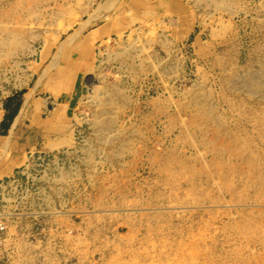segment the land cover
Masks as SVG:
<instances>
[{
  "label": "rangeland",
  "instance_id": "rangeland-1",
  "mask_svg": "<svg viewBox=\"0 0 264 264\" xmlns=\"http://www.w3.org/2000/svg\"><path fill=\"white\" fill-rule=\"evenodd\" d=\"M0 264H264V0H0Z\"/></svg>",
  "mask_w": 264,
  "mask_h": 264
},
{
  "label": "crops",
  "instance_id": "crops-1",
  "mask_svg": "<svg viewBox=\"0 0 264 264\" xmlns=\"http://www.w3.org/2000/svg\"><path fill=\"white\" fill-rule=\"evenodd\" d=\"M61 105L62 109L58 107L57 110L59 109V111L64 112L66 108L69 107V104L68 106H66L65 104ZM63 105H65L66 107ZM28 115L29 113L25 112L23 115V119L21 117L18 118L17 116V118L13 121V124L11 125V129L19 126L23 127V131H25V134L23 137H21V140L23 145L26 146V150L34 147V145H40L42 142L47 143V131L44 132L43 130H41L39 123L40 119L38 118L37 120H35V122H31V120L28 119ZM21 159L22 157L20 156L19 158L15 159V162L20 161Z\"/></svg>",
  "mask_w": 264,
  "mask_h": 264
},
{
  "label": "bare ground",
  "instance_id": "bare-ground-1",
  "mask_svg": "<svg viewBox=\"0 0 264 264\" xmlns=\"http://www.w3.org/2000/svg\"><path fill=\"white\" fill-rule=\"evenodd\" d=\"M69 80H70V81L72 80L71 76L68 77V81H69ZM71 82H72V81H71ZM69 88H70V86H67V87H65L64 89L68 90Z\"/></svg>",
  "mask_w": 264,
  "mask_h": 264
}]
</instances>
